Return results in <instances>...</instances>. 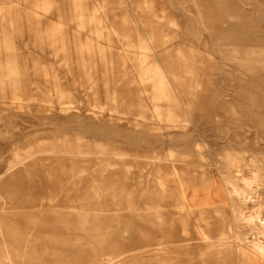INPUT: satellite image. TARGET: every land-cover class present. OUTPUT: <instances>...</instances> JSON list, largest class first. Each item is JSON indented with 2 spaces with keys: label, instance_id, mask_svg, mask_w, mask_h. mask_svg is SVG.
<instances>
[{
  "label": "rangeland",
  "instance_id": "rangeland-1",
  "mask_svg": "<svg viewBox=\"0 0 264 264\" xmlns=\"http://www.w3.org/2000/svg\"><path fill=\"white\" fill-rule=\"evenodd\" d=\"M76 1L0 0V207H7L5 212L0 209V249L8 244L13 256L22 249L21 258L16 257L14 264L58 262L61 254L54 250L63 246V237L50 233L69 231L72 227L68 225L78 219L62 222L54 217L83 215L88 216L89 231L108 232L106 249L114 248L117 242L141 247L140 251H147L146 245L153 248V244H159L163 251L146 253L138 260L143 264H237L234 257L225 255L228 250L234 251L230 231L235 219L224 178L240 176L234 182L243 188L241 178L250 179L258 174L261 184L256 200L248 203L244 211L259 209L264 214V0H174L198 23L207 48L187 37L186 17L167 0ZM95 9L96 20H87L85 27L80 26L78 14L89 17ZM171 20L178 26H170ZM137 32L152 40L155 52L151 53V60L162 64L170 75L172 85H167L163 92L140 80L138 53L128 47L137 43ZM91 41L94 50L98 43L99 48H105L104 56L97 51L86 56V69L94 78L93 85L100 90L102 103L107 102L109 109L117 111L109 117L131 122L136 133H171L174 138L173 144L149 147L146 143L136 144L138 139L134 137L125 139L122 133L108 142L129 153L134 173H143L145 165L153 161L149 160L150 152L162 154L173 148L175 156L162 163L169 167L168 173L174 167L178 170L179 178L174 179L171 190L178 193L180 184H184L187 202L180 200L161 214L150 216L147 210H124L126 203L117 206L107 194L99 202L76 200L74 209L69 208L70 203L63 196L59 202L48 204L42 201L45 183L38 179L4 186L26 157L34 153H41L35 155L38 157H60L67 154L63 152L66 149L76 150L74 139L65 149L56 132L41 127L43 119L36 116L46 114V104L34 102L31 97L46 89V70L65 76L60 65L65 62L64 53L74 50L77 54L80 44ZM61 42L65 49L58 51V58L54 57L57 52L53 47ZM120 49L125 51L121 53ZM70 57H66L69 65L82 74L85 70L81 57ZM170 87L176 89L188 113L178 104ZM161 92L167 98L155 99ZM107 93L114 100L109 101ZM156 108L175 111L176 116L170 120L178 122H167L166 116L154 113ZM36 112L42 114L34 115ZM175 124L185 125V131L173 128ZM197 133L205 145L203 158L193 153L192 140ZM102 142L107 143L100 138L94 144ZM106 143L104 147L110 149ZM95 145L88 149L99 151ZM184 146H190L188 154L181 150ZM230 159H236L232 168ZM12 165L17 166L9 170ZM51 167L59 165L52 163ZM46 173L41 174L42 179ZM67 181L71 186L72 182ZM102 182L108 192L129 191L124 181L105 177ZM74 188L85 192L88 182ZM200 213L213 225L206 229L212 238L209 243H203L198 233ZM97 221L102 225L97 227ZM182 221L188 225L185 232ZM238 223L242 238L247 237L249 226L241 220ZM221 237L224 239L220 240ZM1 252L0 264H12L1 259ZM65 260L71 263L68 257Z\"/></svg>",
  "mask_w": 264,
  "mask_h": 264
},
{
  "label": "bare ground",
  "instance_id": "bare-ground-1",
  "mask_svg": "<svg viewBox=\"0 0 264 264\" xmlns=\"http://www.w3.org/2000/svg\"><path fill=\"white\" fill-rule=\"evenodd\" d=\"M167 1L172 8L182 11L186 17L184 32L187 37L193 40L194 43L203 45V47L207 48L208 42L203 36L198 23L195 22V19L184 10L181 4L176 3L174 0ZM74 3H77V1L74 0ZM96 12H98L97 9H95V14L89 17H86L84 13L78 14L77 18L79 25L85 27L87 25V20L90 22L95 21ZM169 25L172 27L178 26L174 20H171ZM100 35L102 36V32H100ZM137 37V43L135 45H128V47L138 53V62L136 64L141 69L140 80L144 84L156 85L154 89L163 92L164 88L172 83L170 75L162 64L155 63L151 60V53L155 52L152 40L150 38H142L139 32H137ZM64 45V42H61L60 46L62 48L58 45H54L53 50L57 52L54 57L58 58L60 56L58 51L61 49L64 50ZM99 45L101 46V44L98 43V49L94 50V42L82 43L80 44V52L77 54H75L74 50V52L71 50V53H64L65 62L64 64L59 63L61 67H64L62 70L65 76L62 78L59 77L56 72L52 74L49 70H46V89L44 91L39 90L40 92H36V95L31 97L34 102L37 101L46 104L43 110V113L46 114H44L43 117L36 116V119H43V125L41 124V127H46V130L52 129V131L56 132L64 147L71 144V140L74 139L76 142V150L67 151L65 147L66 151L63 152L67 153L68 157L67 154H63L60 157L55 155L38 157L35 155L41 153H34L23 159L25 162L21 164L22 166L18 170H15V172L9 176L4 186L10 187L27 179L31 181L35 180L34 182H36V179H38L39 182L42 183L43 181L45 183V189L43 188L41 194L42 201L48 204L59 202L60 197L63 196V198L66 197V201L70 203V207H68L74 209L73 202L76 200L90 199L99 202L101 197L107 194L117 206H121V203H126L127 207H125L124 210H147L150 216L158 213L161 214L164 209L171 207V205H174L180 200L187 202L184 184H180L182 188L179 189L178 193L171 190L172 182L175 178H179L178 170L174 167L172 169L173 172L168 173L169 167H167L165 163H162L163 160L168 161L175 156L174 149L170 148L166 153L162 154L150 152L148 157L149 160L153 161H149V163L145 165L143 173H134L133 164L129 160V153L124 152L123 147L117 144H111L108 142V139L114 138L116 134L121 136L120 134L124 133L126 136L124 137L125 139L131 140L132 137H134L138 139L136 144L140 145L141 143H146L147 146L152 147V145L156 146V144L160 143L164 144L168 142L169 144H173V134L168 133L147 136L145 133H136L134 130L136 126L131 122H125L123 119L117 120L110 118L117 111H115V109H109L108 104H106L107 102L102 103L100 90L93 85L95 82L94 78L86 69L88 67L86 59L92 56L94 51L100 52L102 53L101 56H104L103 52L105 48H99ZM76 47L77 46L74 45V48ZM75 50L77 51V49ZM120 51L123 53L125 50L120 49ZM75 55L81 57L83 60L82 68L85 71H83L82 74L79 72L76 73L75 66L69 65V62L66 60V57H75ZM208 55L212 57V55ZM121 56L125 59L123 54ZM51 78L54 80V83H51ZM170 88L175 92L178 104L188 113L186 105L177 95L176 89L173 87ZM162 92L156 94L154 98H167L166 94ZM110 96L109 93L106 94V98L108 97L107 99H109V101L110 99L114 100V98ZM36 113L34 115L42 114ZM154 113L158 116H166L167 122H178L176 119L170 120V118L176 116V113L169 108L165 111H160V109L156 108ZM172 127L185 131V125L175 124L172 125ZM194 130L198 131V128L194 127ZM100 138L105 139L107 143H104L111 146V148L107 149L104 147L103 142L102 144L95 145L94 143H98ZM201 138L202 136L200 133H197L196 136L193 137L192 143L194 147L193 153L203 158L202 149L205 148V145L201 144ZM121 142H125V140H121ZM92 145L100 148L99 151L93 152L89 150L88 148ZM187 147L188 146H184L181 148L185 154H188L190 152L189 150H191L189 148L190 146ZM32 156L33 158L31 160L26 161V159ZM235 161L236 159H230L229 168L234 166L236 163ZM52 163L58 164L59 167H51ZM15 166L12 165L9 170H12ZM45 171H47V173L44 179H42L43 176L41 174ZM89 171H92V173H89ZM105 177H111V181H124V184L128 185L129 191L126 193L124 190L108 192V189L101 186L103 185L102 181ZM237 177L239 178L240 176L234 177L229 175L224 178L230 198L232 214L235 219L230 231L234 251L228 250L225 255L229 258L234 257L237 260V264H264V214L259 209H255L251 212L244 211L248 203L255 202L257 188L260 186L261 180L258 174H254L250 179L241 178L242 181H244V187L238 188L234 182ZM67 180L72 182L71 186L68 185ZM85 180L88 182V188L85 192L74 188L75 186H79L81 182H85ZM124 186L126 187V185ZM2 194L4 197L5 193ZM191 202L194 204L195 199H192ZM181 208H184V206ZM0 209L2 212L7 211V207L4 204ZM155 216L160 217L158 215ZM200 217L197 223V228L199 229L198 233L203 243H209L212 238L208 235L206 229L213 225L204 218L202 213H200ZM54 218L62 220V222H66V220H71L72 222L73 220H78L73 223L69 221L70 225L68 226L72 227L69 231L60 229L57 232L53 231L50 233L54 236H62L63 238H61V240L59 238L58 240L62 242L63 246L58 249L54 248L55 250L53 249L58 254H61L58 258V262L44 261V264H143L138 260L146 253L163 251V249L159 248V244H153V248H151V244L146 245L145 248L147 251H140L141 247H127L120 245V242L115 243L114 248L106 249L105 246L109 236L108 232L95 231V233H93L89 231L88 216H67V218L56 216ZM240 220L249 226V233L245 238H242V231L238 223ZM96 224L97 227L102 225L101 221H97ZM187 227V223L182 221L181 228L184 232ZM223 239L224 237H221L220 240ZM147 242L150 243L149 241ZM7 245L8 244H4V248L0 249L2 251L1 259L3 261L9 260L14 264L15 259L21 258L19 251L22 249H18L19 251L17 250V254L15 253L13 256V252L9 250V246L7 247ZM30 250L32 251L33 249ZM110 251H114V253H110ZM66 257H68L71 263H67L65 260ZM162 263H166V260H162Z\"/></svg>",
  "mask_w": 264,
  "mask_h": 264
}]
</instances>
